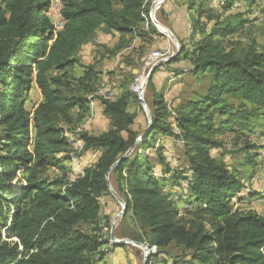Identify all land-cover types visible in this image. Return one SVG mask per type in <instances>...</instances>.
Instances as JSON below:
<instances>
[{
	"label": "trees",
	"instance_id": "16d2710c",
	"mask_svg": "<svg viewBox=\"0 0 264 264\" xmlns=\"http://www.w3.org/2000/svg\"><path fill=\"white\" fill-rule=\"evenodd\" d=\"M3 1L0 264H98L108 252L104 246H109L99 224V198L109 192L105 175L130 148L108 182L139 228L135 236H122L156 247L146 264H264V215L233 206L231 198L241 188V180L210 154L211 149L224 145L217 136L248 115L256 118L264 108V51L249 48L235 55L222 45L233 28L220 18L236 0H220V12L211 0H187L189 12L206 16L212 25L207 29L197 26L200 38L188 47L181 44L180 53L170 61L185 59L191 64L189 74L207 77L202 92L175 108L174 124L179 132L174 134L166 124L163 92L154 91L148 104L149 134L135 143L141 133L130 129L135 114L128 111V103L137 94L123 81L121 93L112 99L94 97L111 127L95 135L87 130L79 134L83 151H99V155L81 176L75 177L71 167V178L61 165L71 163L63 131L72 125L71 110L77 107L82 117L94 98L70 92L74 87L69 69L77 63L82 45L102 25L109 32L130 37L156 31L147 20L151 1L61 0L63 28L56 33L47 16L50 0ZM244 1L252 7L264 2ZM77 80L92 94L100 79L89 67ZM33 82L42 100L28 111L23 94ZM248 105L253 107L251 113L245 108ZM169 134L184 144L188 162L184 170L171 169L163 146L153 143L156 136ZM246 147L243 151L248 152ZM50 167L60 168L61 177H44ZM187 171L190 178L185 176ZM183 179L184 193L164 190L167 185L182 190ZM253 197L246 195L248 201ZM246 198L238 197L237 203ZM174 248L179 249L178 255L172 253Z\"/></svg>",
	"mask_w": 264,
	"mask_h": 264
},
{
	"label": "rangeland",
	"instance_id": "374dc122",
	"mask_svg": "<svg viewBox=\"0 0 264 264\" xmlns=\"http://www.w3.org/2000/svg\"><path fill=\"white\" fill-rule=\"evenodd\" d=\"M150 1L151 10L155 0ZM0 2V8L5 9L4 1L0 0ZM210 2L211 6L215 7V10L221 11L222 4L220 0H211ZM163 5L164 7H162ZM188 7L187 0H167L165 3H161L157 10L154 11L153 17L150 18V24L154 26L156 31H146L144 34H136L133 37L122 35L115 31L109 32L104 25L100 26L88 41L82 45L76 56L77 63L69 69L71 85L74 87L70 92L88 96L89 99L92 98L91 96L94 92L90 94V91L79 85L77 80L89 67L94 69L97 78H106L107 87L110 91L115 92L114 95L121 93L123 81L130 85L131 90L134 78L143 69L144 57L153 49H162L172 58L170 57L167 61L154 67L151 71V76L146 81V87L141 97L145 104L148 105L154 91H157V93L163 92L164 104H166L168 114L166 124L170 126L174 134L178 133L177 124H174L175 108L185 104L196 93L202 92V82L207 81V77L200 79L189 74L188 71L191 68V64L185 59L181 58L172 63L170 61L173 60V55L180 51L181 44L188 47L193 44L194 40L200 38L199 29H196L197 26L198 28L207 29L212 25L211 20H207L206 16L196 17L193 11L189 12ZM52 14L53 12L51 14L47 12L51 22L53 20V18L51 19ZM220 19H225L233 28V31L226 34L222 39V45L225 50H232L235 55H242L249 48H253L257 52L264 51V2L255 3L252 7L244 0H236L232 9L225 12ZM30 88L28 92L23 94V106L28 111H32L33 107L42 100V96L34 82ZM92 102L93 106L95 105L93 107L95 118L88 125L86 132L95 135L108 130L111 126L110 120L102 113L100 102L96 98ZM128 105V111L135 114V119L130 129L140 133L144 132L148 127L147 118L144 107L139 102L138 95L136 99L129 101ZM148 107L150 109L149 105ZM245 108L249 113H251V109L253 110L251 105ZM258 113L256 118L248 115L247 119L241 120V122L238 121L233 128L231 127V130L217 136L224 145L221 148L211 149L210 154L216 159H221L229 170L241 180V188L231 198V202L235 203L233 206L235 208L239 207L241 210H251L264 215V108L258 110ZM71 114L72 124L75 125L80 122L82 117L77 107L71 110ZM153 143L154 145L163 146L164 159L171 169L184 170L185 167H188L185 147L178 137L170 134L159 135L156 136ZM251 146L253 148H250ZM245 147L246 150H250L248 152L243 151ZM153 157L155 155L151 154L152 164L155 165L156 161H154ZM96 158V151L87 150L77 155L75 163L64 161L61 165L68 169L67 171H69V177L71 178L74 176L71 172L75 173L74 171H76L74 165L77 164L80 168H86L92 166ZM159 168L160 166L158 165L156 169L159 171ZM161 170H163L162 166ZM22 173L20 171L19 175H22ZM43 173L44 177L56 179L61 177L62 171L60 168L50 167L49 170ZM171 174L169 173L168 176ZM185 176L190 178V172L187 171ZM180 182L183 185L182 190L169 185L165 186L164 190L171 192L183 191L184 193L186 180L183 179ZM247 194H253L254 197L248 201V198H246ZM238 197H245L246 199L237 203ZM99 202L101 207L99 224L103 226L104 237L112 242L110 240L111 223L117 213L120 212L122 206L110 192L101 196ZM180 204L178 205L181 207L182 205ZM187 213H183L185 218L188 216ZM115 227L117 239L126 238L121 237L122 235L135 236L139 231V228L132 221L130 212L119 216ZM10 240L15 241V239ZM128 246H130L129 249L132 250V253L137 256L138 264H141L144 250L140 246L130 244ZM104 248L108 249V260L103 259L98 264H129L123 262V256H115V253L111 250L113 249L112 245H106ZM179 252V249L174 248L172 253L178 255ZM166 264H170V262Z\"/></svg>",
	"mask_w": 264,
	"mask_h": 264
},
{
	"label": "built area",
	"instance_id": "2783aa9c",
	"mask_svg": "<svg viewBox=\"0 0 264 264\" xmlns=\"http://www.w3.org/2000/svg\"><path fill=\"white\" fill-rule=\"evenodd\" d=\"M166 0H155L154 5L150 12L148 13L147 20L150 23V18L153 17L154 11L157 10V8L161 5V3H164ZM1 3V2H0ZM50 8L48 13L52 14L51 19L53 18L52 22L50 20V23L52 27H54V33H56L58 30L63 28V20L61 18V0H50L49 4ZM154 23V21H152ZM170 57L167 52L163 51L162 49H153V51H150L143 59V69L140 73L136 75L134 78V81L131 86L132 92L136 93L138 96H142L146 87V81L149 73L154 69L155 66L159 65L162 62L167 61ZM107 80L106 78L101 77V79L96 83V88L91 96L94 97H103L104 99H112L114 97V93L109 90L106 84ZM89 110L82 116L80 122L76 123L75 125L72 124L69 129H65L63 131V135L66 138V141L68 143L69 147V156L71 163L76 162L77 155L84 150L83 142L79 139V134L87 130L88 125L93 122L95 118V112L93 111V102L90 100L88 103ZM76 168L75 177L81 176L84 174V168H80L76 165H74ZM110 245H114L112 242L109 241ZM156 247H149V254L155 253Z\"/></svg>",
	"mask_w": 264,
	"mask_h": 264
},
{
	"label": "water",
	"instance_id": "95a60500",
	"mask_svg": "<svg viewBox=\"0 0 264 264\" xmlns=\"http://www.w3.org/2000/svg\"><path fill=\"white\" fill-rule=\"evenodd\" d=\"M172 36V34H171ZM179 52V51H178ZM177 52V53H178ZM172 58V57H171ZM151 76V72L149 73L148 77ZM148 77H147V80H148ZM139 98V102L140 104L144 107V110L146 112V118H147V129L141 133V135L136 139L135 143L146 138L149 134V129H150V109L148 107V105L145 104V102L143 101L142 97L141 96H138ZM132 148H130L128 151H126L122 156H120L110 167L109 171L107 172V174L105 175V179L107 181V186L109 188V192L112 194V196L116 199V201H118V203L122 206L121 210L119 213H117V215L113 218L112 220V223H111V233H110V240L112 241V243L114 245H118V244H130V245H133V246H140L143 250H144V256H143V259H142V262L141 264H146L147 262V259H148V255H149V247L146 246L144 243L142 242H135V241H132L128 238H116L115 236V223H116V220L119 216H122L126 213L127 211V206H126V203L124 202V200L120 197V195L118 193H116V191L113 189V187L109 184L108 182V177H109V174L111 173V171L116 167V164L121 162L123 159H125L131 152Z\"/></svg>",
	"mask_w": 264,
	"mask_h": 264
},
{
	"label": "crops",
	"instance_id": "0c3cea01",
	"mask_svg": "<svg viewBox=\"0 0 264 264\" xmlns=\"http://www.w3.org/2000/svg\"><path fill=\"white\" fill-rule=\"evenodd\" d=\"M167 1V0H166ZM165 1V2H166ZM164 2V3H165ZM164 7V5L162 6ZM163 9V8H162ZM95 106V105H94ZM97 156L99 155V151H96ZM123 237V236H121ZM128 238V237H126ZM129 239V238H128ZM129 244H118L116 246H112L113 249L112 252L115 253V256L119 255V256H123V262H127L129 264H138L137 261V256L135 254L132 253V250L129 249L130 246H128ZM107 248V247H106ZM104 260H108V256L107 254L104 256L103 258ZM102 259V260H103ZM116 259V257H115ZM101 260V261H102ZM121 260V259H120Z\"/></svg>",
	"mask_w": 264,
	"mask_h": 264
},
{
	"label": "bare ground",
	"instance_id": "6f19581e",
	"mask_svg": "<svg viewBox=\"0 0 264 264\" xmlns=\"http://www.w3.org/2000/svg\"><path fill=\"white\" fill-rule=\"evenodd\" d=\"M158 25H159V24H158ZM160 29H161V28H160ZM162 30H163V31H165V29H164V28H162ZM166 31H167V30H166Z\"/></svg>",
	"mask_w": 264,
	"mask_h": 264
}]
</instances>
